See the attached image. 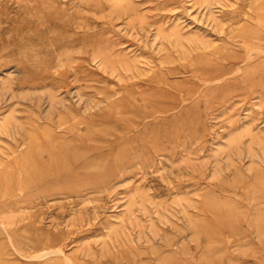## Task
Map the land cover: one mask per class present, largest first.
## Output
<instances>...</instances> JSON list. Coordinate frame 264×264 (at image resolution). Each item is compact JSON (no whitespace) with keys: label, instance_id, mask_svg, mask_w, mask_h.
<instances>
[{"label":"rangeland","instance_id":"1","mask_svg":"<svg viewBox=\"0 0 264 264\" xmlns=\"http://www.w3.org/2000/svg\"><path fill=\"white\" fill-rule=\"evenodd\" d=\"M0 264H264V0H0Z\"/></svg>","mask_w":264,"mask_h":264}]
</instances>
